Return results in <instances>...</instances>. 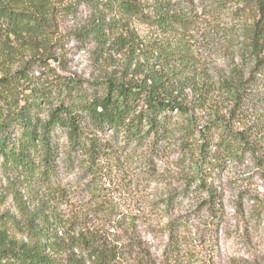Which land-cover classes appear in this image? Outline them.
Wrapping results in <instances>:
<instances>
[{"label": "rangeland", "instance_id": "obj_1", "mask_svg": "<svg viewBox=\"0 0 264 264\" xmlns=\"http://www.w3.org/2000/svg\"><path fill=\"white\" fill-rule=\"evenodd\" d=\"M139 1L147 13L157 2ZM171 1L188 19L175 33L120 14L105 0H0L46 29L45 38L13 34L0 17V75L27 67L51 98L67 82L91 90L105 80L156 81L188 109L169 112L173 129L194 130L189 143L177 132L159 146L118 138L95 176L58 161L51 185L4 170L0 159V244L42 242L59 264H94L92 247L131 239L133 252L115 264H140L143 251L154 264H264V98L241 109L234 103V88L253 65L243 44L253 13L239 0ZM47 111L38 109L40 118ZM220 130L253 152L237 149L234 158L211 164L222 152ZM171 221L179 225L172 253Z\"/></svg>", "mask_w": 264, "mask_h": 264}, {"label": "trees", "instance_id": "obj_2", "mask_svg": "<svg viewBox=\"0 0 264 264\" xmlns=\"http://www.w3.org/2000/svg\"><path fill=\"white\" fill-rule=\"evenodd\" d=\"M105 2L108 8L138 18L164 33L185 29L184 24L188 22L179 1L157 0L151 13L144 11L139 0ZM239 4L240 8L253 13L251 21L243 26L244 48L253 59V65L248 78L234 88V103L241 109L259 104L264 98L259 93L264 89V0H239ZM0 17L13 34L45 38L43 22L26 11L3 6L0 7ZM159 87L156 81L144 86L105 80L100 87L87 90L75 82H67L64 93L51 98L37 87L27 67L11 73L2 72L1 167L28 181L51 185L57 175L58 161L68 165L77 163L91 176L99 174L102 162L112 158V148L118 143V138L126 144L150 141L159 146L171 142L177 132L181 142L189 143L194 136L193 128L179 125L173 129L169 113L173 110L187 113V107L177 96L165 94ZM41 107L48 108L43 119L38 115ZM109 130L111 136L105 139ZM212 130L217 129L211 127L209 131ZM219 132L222 152L213 157L211 164L220 165V158L226 156L234 158L237 149L253 152L252 145L244 139L232 137L229 131ZM204 134L206 141L210 138L207 137L209 132ZM62 138L65 141H61ZM207 190L213 197L211 189ZM165 200V204L171 206L173 197ZM178 226L175 221L167 225L170 253L175 250L179 238L176 233ZM136 243L131 239L122 245L92 247L94 264H115L124 252L132 253V246ZM45 248L42 242L21 243L19 246L0 244V264H59L58 259L51 257ZM138 258H141L140 264H154L148 251H143Z\"/></svg>", "mask_w": 264, "mask_h": 264}]
</instances>
